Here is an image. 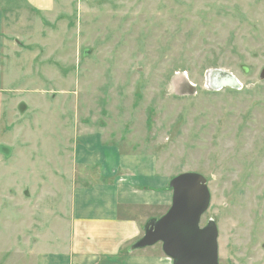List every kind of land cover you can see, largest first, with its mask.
Returning a JSON list of instances; mask_svg holds the SVG:
<instances>
[{"label": "rangeland", "instance_id": "rangeland-1", "mask_svg": "<svg viewBox=\"0 0 264 264\" xmlns=\"http://www.w3.org/2000/svg\"><path fill=\"white\" fill-rule=\"evenodd\" d=\"M65 13L66 22L53 17L37 31L36 44L50 52L33 67L39 85L23 95L32 106L23 123L37 131L35 150L24 152L42 165L58 135L63 158L65 137L85 123L124 148L152 152L170 178L200 174L211 192L201 227L217 223L220 264H264V0H72ZM215 71L234 75L242 89L213 91ZM26 159L23 172L32 176ZM61 178V191L58 183L40 199L37 220L4 219L16 206L4 204L0 144V264H35L27 249L4 257L12 250L4 242L21 226L33 237L49 234L48 209L66 241L58 217L70 185Z\"/></svg>", "mask_w": 264, "mask_h": 264}, {"label": "crops", "instance_id": "crops-1", "mask_svg": "<svg viewBox=\"0 0 264 264\" xmlns=\"http://www.w3.org/2000/svg\"><path fill=\"white\" fill-rule=\"evenodd\" d=\"M71 3L72 0H0V144H4V204L16 206L15 211L4 214V219L29 216L37 220L43 207H40V199L57 191L58 187L61 191L62 176L70 185L64 218L58 217L66 225V241H62V233L55 225L56 209H48L49 221L53 220L49 234L44 235L39 230L33 237L21 226L16 233H9L7 243L4 242V247L12 248L4 257H18L19 250L27 249L35 264H173L164 254L162 244L133 250L144 237L147 226L165 216L173 202L170 183L174 177L159 170L152 152L137 147L124 148L121 140L117 143L102 132L90 133L85 123L80 125L74 139L70 135L65 137V165L62 164L64 157L60 156L62 141L58 135L51 152L59 156L45 152L42 165L35 154L24 152L35 150L30 137H36L37 131L26 130L27 125L23 123L32 108L23 95L28 91L26 87L39 85L30 80L39 77L35 76L33 67L40 60V54L49 51V45L36 44L37 31L41 23L53 17L56 22H66L65 12ZM45 72V78L51 81L54 76L49 69ZM24 78L28 82H24ZM56 118L62 125V119ZM24 158L28 166L34 168L32 176H25L23 172ZM58 168L65 171L60 173Z\"/></svg>", "mask_w": 264, "mask_h": 264}, {"label": "water", "instance_id": "water-1", "mask_svg": "<svg viewBox=\"0 0 264 264\" xmlns=\"http://www.w3.org/2000/svg\"><path fill=\"white\" fill-rule=\"evenodd\" d=\"M260 79L264 81V69ZM209 85L213 91L242 89L234 75L223 71L213 72ZM170 189L173 192L170 210L147 226L144 237L133 246V250L162 244L164 254L173 264H220L217 223L210 220L201 227L211 206L208 180L197 173H184L171 180Z\"/></svg>", "mask_w": 264, "mask_h": 264}, {"label": "trees", "instance_id": "trees-1", "mask_svg": "<svg viewBox=\"0 0 264 264\" xmlns=\"http://www.w3.org/2000/svg\"><path fill=\"white\" fill-rule=\"evenodd\" d=\"M171 190V189H170ZM172 191V190H171Z\"/></svg>", "mask_w": 264, "mask_h": 264}]
</instances>
